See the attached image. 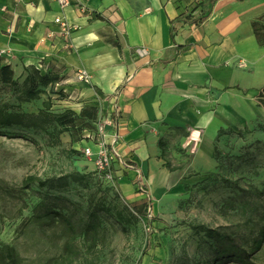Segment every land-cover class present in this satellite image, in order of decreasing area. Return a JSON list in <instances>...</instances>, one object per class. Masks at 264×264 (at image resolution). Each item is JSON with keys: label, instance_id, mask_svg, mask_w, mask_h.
<instances>
[{"label": "rangeland", "instance_id": "374dc122", "mask_svg": "<svg viewBox=\"0 0 264 264\" xmlns=\"http://www.w3.org/2000/svg\"><path fill=\"white\" fill-rule=\"evenodd\" d=\"M254 28L263 45L264 12ZM27 75L28 88L38 97L18 101ZM60 80L58 70L49 67L25 70L19 77L0 72V104L34 114L49 104V111L59 116L46 132L0 126V243L15 250L18 264H44L60 255L69 236L65 222L81 231L91 216L100 226L96 245L88 247L80 236V257L73 264H210L221 249L234 250L229 242L246 248L245 239L264 224L260 126L221 130L214 142V162H198L194 169V147L172 138L162 143L166 177L158 171L133 180L126 193L119 157L102 171L82 153L80 141L94 134L92 124L107 116L100 109H87L93 101L86 107L80 104L82 108L75 105L82 102L70 99L68 89L81 92V85L94 86L63 85ZM61 86L67 87L66 93ZM71 174L82 178L69 179L63 188L24 184L28 177L49 181ZM142 204L148 206L147 216L140 218L134 210ZM148 239L149 249L142 256ZM252 262L264 264V245Z\"/></svg>", "mask_w": 264, "mask_h": 264}, {"label": "crops", "instance_id": "0c3cea01", "mask_svg": "<svg viewBox=\"0 0 264 264\" xmlns=\"http://www.w3.org/2000/svg\"><path fill=\"white\" fill-rule=\"evenodd\" d=\"M44 1L0 0V66L15 77L54 68L60 84L77 87L75 71L90 73L94 89H68L69 98L115 120L107 142L126 193L133 180L166 177L162 143L172 138L194 147V169L214 162L221 130H264V44L254 28L264 0H81L85 10ZM57 17L76 30L61 34Z\"/></svg>", "mask_w": 264, "mask_h": 264}, {"label": "trees", "instance_id": "16d2710c", "mask_svg": "<svg viewBox=\"0 0 264 264\" xmlns=\"http://www.w3.org/2000/svg\"><path fill=\"white\" fill-rule=\"evenodd\" d=\"M5 71V68L0 66V72ZM7 73V72H6ZM29 75L26 76L23 82V86L19 89L18 101H28L37 99L38 92H33L28 88ZM258 97L264 99V87L259 92ZM49 104H45L44 108L39 110L36 114L25 113L19 109L9 108L6 104H0V126L11 127L18 126L24 129H32L34 131H47L54 121H57L59 116L52 114L50 111ZM93 125V124H92ZM94 126V125H93ZM126 168L131 170L136 169V165L130 161H124L123 164ZM82 178L79 174H71L61 176L57 179L49 181H43L35 177H28L24 180V184L36 181L40 187L50 186L52 188H63L68 185V180L72 182H79ZM148 206L142 204L135 208V213L138 217L143 218L147 216L146 208ZM66 227L69 231V236L66 239L63 249L60 255L50 258L44 264H73L80 257V248L78 247L77 239L83 236L88 247H94L96 245L95 236H98L100 232L99 222L94 216H91V220L81 230L77 231L76 226L71 221H66ZM201 229H204L201 227ZM209 237H212L210 230H205ZM234 246L233 251H226L224 248L218 252L216 257L210 262V264H226L229 262H238L240 264H253L252 257L261 250L264 245V224L260 226L255 232L251 233L248 238L245 239L246 248H242L240 245L229 242ZM149 239L147 240L142 256L146 254L149 249ZM0 264H18L15 250L7 245L0 243ZM140 264V261L137 263Z\"/></svg>", "mask_w": 264, "mask_h": 264}, {"label": "built area", "instance_id": "2783aa9c", "mask_svg": "<svg viewBox=\"0 0 264 264\" xmlns=\"http://www.w3.org/2000/svg\"><path fill=\"white\" fill-rule=\"evenodd\" d=\"M56 2L61 8H65L71 5H75L81 10H85L82 7L81 0H50ZM54 22L59 25L60 33L68 36L74 30L75 26L69 24L62 17L55 18ZM52 36V35H50ZM4 51H0V57L4 54ZM74 80L76 82L91 85L92 76L85 69H79L74 73ZM62 91L66 93V90L62 88ZM115 120L111 116H107L102 120L96 121L93 125L95 133L85 136L80 142L83 144L82 153L85 158H90L94 161V165L98 170L108 171L111 163L118 157V151L114 144H109L107 139L109 137L108 130L114 127ZM113 140H118V136H113ZM95 147V149H94Z\"/></svg>", "mask_w": 264, "mask_h": 264}, {"label": "bare ground", "instance_id": "6f19581e", "mask_svg": "<svg viewBox=\"0 0 264 264\" xmlns=\"http://www.w3.org/2000/svg\"><path fill=\"white\" fill-rule=\"evenodd\" d=\"M193 137L196 138V134H194Z\"/></svg>", "mask_w": 264, "mask_h": 264}]
</instances>
